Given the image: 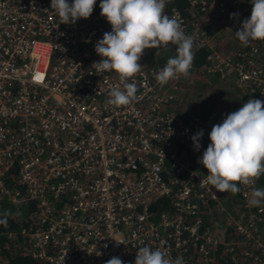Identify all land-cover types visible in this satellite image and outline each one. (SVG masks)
<instances>
[{
  "label": "built area",
  "instance_id": "obj_1",
  "mask_svg": "<svg viewBox=\"0 0 264 264\" xmlns=\"http://www.w3.org/2000/svg\"><path fill=\"white\" fill-rule=\"evenodd\" d=\"M176 1L165 14L206 51L198 72L232 76L248 100H264V42L238 41L227 52L214 38L239 29L233 20L250 5L184 0L185 12L169 10ZM100 2L87 20L61 24L51 0H0V201L34 203L33 227L20 232L24 249L36 264H135L141 246L184 264H264V207L250 204L257 182L219 193L198 163L225 116H177L170 108L182 76L162 86L163 66L141 60L133 78L140 99L106 104L120 81L92 68L97 41L111 31ZM206 16L218 18L214 33ZM201 130L196 151L191 137ZM157 203L165 207L155 213Z\"/></svg>",
  "mask_w": 264,
  "mask_h": 264
},
{
  "label": "clouds",
  "instance_id": "obj_2",
  "mask_svg": "<svg viewBox=\"0 0 264 264\" xmlns=\"http://www.w3.org/2000/svg\"><path fill=\"white\" fill-rule=\"evenodd\" d=\"M96 2L73 0L70 5L67 0H51V9L56 11L61 24H74L91 16ZM168 2L101 0V16L111 25V31L104 33L103 38L97 41L95 52L101 59L92 68L97 72H114L122 85L111 88L107 105L127 106L140 99L133 78L144 68L139 61L146 49H159L169 43L177 46L176 54L156 73L155 78L160 85L189 76L195 57L194 38L186 35L182 21L176 15L169 17L165 14ZM251 4L250 18L244 19L235 33L244 46L253 41L264 42V0H251ZM237 15L232 14L233 17ZM203 135L201 130L191 137L196 151L201 148ZM209 139L211 143L198 159L208 173L205 182L219 193L233 194L241 190L238 184L253 185L264 176V100L249 99L240 109L227 114L221 123L213 125ZM250 204L264 207V188L252 189ZM13 215L20 213L11 210L0 213V225L6 226L8 218ZM106 264H123V261L119 257H112ZM135 264L184 262L182 257L171 258L165 250L141 246L136 253Z\"/></svg>",
  "mask_w": 264,
  "mask_h": 264
},
{
  "label": "trees",
  "instance_id": "obj_3",
  "mask_svg": "<svg viewBox=\"0 0 264 264\" xmlns=\"http://www.w3.org/2000/svg\"><path fill=\"white\" fill-rule=\"evenodd\" d=\"M244 2V1H243ZM250 5V12L248 15L242 16L241 18L234 19L235 24H241V22L244 19L250 18L251 11H252V4L250 2H246ZM185 1L184 0H177L173 6L168 7L169 10H171L172 7H177L182 9L183 12L185 9ZM176 45H173L169 43L166 47H161L159 49H153L152 51L155 52V55L158 52V55L154 57V61L163 67L166 65L167 60L174 56L176 54ZM204 48H198V50H194L195 57L193 62L194 70L191 71L193 75H195V78H189L186 82H183V87L191 86L194 83L195 79V85L197 83V79H200L201 77H204L206 84H202L199 87H201V91H205L209 89L214 82H217L220 80L218 76L214 75L211 76L209 74H204L203 72H198V69H200L203 65V59L205 58L206 53H204ZM184 77H181L178 81V85H180L183 81ZM235 89L238 91V95L235 98V103L231 102V108L228 104L226 108L223 110H220L217 107L216 101H211L213 97L207 96L205 101L206 104L201 105L200 108H182L179 111V116L183 118H188L191 114L198 115L200 117H205L209 115L214 110H219L220 112L224 113L226 116L229 113L235 112L238 109L242 107L244 104L243 101V94H241L240 86L239 84L235 85ZM181 91V90H180ZM202 94H199L197 96V99ZM180 95H178V98H175V101H173V104H179L180 102ZM257 187L258 188H264V176H261L257 181ZM230 203V202H229ZM164 205H161L159 203L152 205V210L157 213V211L164 208ZM6 210H11L13 213L19 212L20 215H13L8 218L7 225H0V264H36V260L32 258L24 249V242L23 237L21 236L20 232L23 229L33 227V220L35 219L33 216V213L35 211V205L32 201L27 202H21V203H14L10 201H0V213H3ZM32 224V225H31ZM258 230V228H257ZM232 230L228 231V234L225 236L226 238L234 239L236 237L235 233H231ZM259 231V230H258ZM260 232V231H259ZM264 234V231H263Z\"/></svg>",
  "mask_w": 264,
  "mask_h": 264
},
{
  "label": "rangeland",
  "instance_id": "obj_4",
  "mask_svg": "<svg viewBox=\"0 0 264 264\" xmlns=\"http://www.w3.org/2000/svg\"><path fill=\"white\" fill-rule=\"evenodd\" d=\"M245 3L248 0H242ZM251 1V0H249ZM207 20H206V29L209 30L210 33H214V31L212 30V28L217 25L218 23V18L217 17H208L206 16ZM217 20H216V19ZM201 29V28H200ZM222 36H224L222 33H218L216 34V40L218 43V39L220 37V39H222ZM231 39L227 36H225V39ZM232 42V41H230ZM237 41H234V44H236ZM232 47H227L224 50L230 51ZM153 49H146L144 51V55L141 58V64H155L156 62L154 61V57L155 52L152 51ZM158 64V63H157ZM211 75V74H209ZM214 76V75H211ZM189 78H195V75H193L191 72L189 74V76L187 78H184L182 83L179 85L180 88L179 90H177V93L175 95L176 98H178V95H180V102L179 104H173L171 105V111L176 114L177 116L179 115V111L182 108H200L202 103L207 105V102L205 101L207 96H211L213 97V99H211V101H216L217 103V107L220 110H223L226 108V106L229 104H231L230 100L232 99V103H235V98L238 96L236 94H238V90L235 89V85L238 84L236 79L234 77H229L228 80L226 79H220L217 82H214L212 84V86L205 90V91H201V87H199L202 84H206L204 77H201L200 79H197V83L196 86L195 85V79H194V83L191 86H186L185 88H181V86L183 87V82H186ZM240 86V85H239ZM181 90V91H180ZM244 88L240 86V90L241 94H243V103H246L248 101L247 95L244 93ZM199 94H202L198 99L197 96ZM231 108L228 107V109ZM219 111V110H218ZM220 112V111H219ZM221 114L224 115V113L220 112ZM193 115V114H191ZM190 115V116H191ZM189 116V117H190ZM188 117V118H189ZM183 118V117H182ZM187 119V118H185ZM258 188V187H257ZM226 206L228 209H230L231 211H235L237 210V206H234L233 204L230 203H226Z\"/></svg>",
  "mask_w": 264,
  "mask_h": 264
},
{
  "label": "crops",
  "instance_id": "obj_5",
  "mask_svg": "<svg viewBox=\"0 0 264 264\" xmlns=\"http://www.w3.org/2000/svg\"><path fill=\"white\" fill-rule=\"evenodd\" d=\"M247 2H250L249 0ZM212 30L214 31V27L212 28ZM236 30L237 27L235 25L232 26V29L230 31H226L225 32H222V34L224 36H222V39H218V43H217V40H216V33H215V40H216V47L219 49V50H224L227 47H232L235 48L237 46V42L239 41L238 38L236 37L235 33H236ZM225 36L231 38V39H225ZM232 41V42H230ZM234 41H237L236 44H234ZM204 53H206V51H204Z\"/></svg>",
  "mask_w": 264,
  "mask_h": 264
},
{
  "label": "flooded vegetation",
  "instance_id": "obj_6",
  "mask_svg": "<svg viewBox=\"0 0 264 264\" xmlns=\"http://www.w3.org/2000/svg\"><path fill=\"white\" fill-rule=\"evenodd\" d=\"M226 80H228V78H225ZM233 100L231 99L230 102H232Z\"/></svg>",
  "mask_w": 264,
  "mask_h": 264
}]
</instances>
